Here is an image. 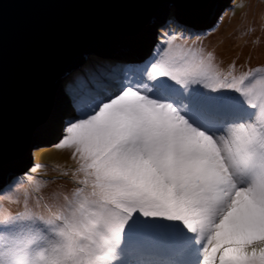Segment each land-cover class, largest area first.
<instances>
[{"label": "snow or ice", "instance_id": "1", "mask_svg": "<svg viewBox=\"0 0 264 264\" xmlns=\"http://www.w3.org/2000/svg\"><path fill=\"white\" fill-rule=\"evenodd\" d=\"M187 32L164 26L150 70L74 91L57 147L79 159L90 191L0 220V264H113L158 235L170 240L163 264H192L193 245L195 264H264V77L206 83L202 54L167 47Z\"/></svg>", "mask_w": 264, "mask_h": 264}, {"label": "water", "instance_id": "2", "mask_svg": "<svg viewBox=\"0 0 264 264\" xmlns=\"http://www.w3.org/2000/svg\"><path fill=\"white\" fill-rule=\"evenodd\" d=\"M222 1L0 0V183L33 165L36 142H58L62 81L89 54L151 51L154 22L209 20Z\"/></svg>", "mask_w": 264, "mask_h": 264}, {"label": "rangeland", "instance_id": "3", "mask_svg": "<svg viewBox=\"0 0 264 264\" xmlns=\"http://www.w3.org/2000/svg\"><path fill=\"white\" fill-rule=\"evenodd\" d=\"M223 1L224 4H220V8L215 17L210 18L208 25L204 27L197 25L196 21H187L176 16L177 20L181 22L180 24L186 26L184 29H190V32L187 33L189 38L186 40L177 39L172 45L167 47L176 51H187L190 47L192 50L190 54L197 59L202 54L205 58V63L209 65V79L206 83H214V70L216 69H222V72L228 73L227 75L230 79L235 78L237 81L242 75L250 72L255 74V79L264 77V0H246L245 8L242 11L225 17L222 24L218 26L215 24L219 23L221 16L225 13L227 14L228 9L232 8L233 0ZM170 13L166 18H168ZM163 23L165 22L162 19L153 25L157 31V34L153 33L155 35L152 36V43L150 42V46L153 48L157 44L156 40L161 32L159 28L163 26ZM164 47L163 45V47L156 50L158 56L163 54ZM153 48L151 51H144L138 57L128 54L129 52L127 53L125 50L126 52L124 54H127V56L123 55L114 59L127 61L138 66L149 57L153 52ZM103 53L101 52L98 56L105 58L111 55V53H108V55ZM81 68L82 66L71 71L62 83L65 85V81L69 79V76L71 79V76L76 75V72ZM129 70L126 74L131 78L135 73L132 72V69ZM87 78L91 79L93 77L88 75ZM252 82L254 83L255 81L253 80ZM245 86L247 87V82ZM68 101L64 100L65 107ZM252 102L260 103L258 95L252 97ZM63 103L61 104L63 105ZM73 112L74 106H71L67 117H64L63 122H61V126L66 120L73 117ZM257 115H260L259 108L256 109L254 116ZM260 119L259 122L255 121L257 126H264V119L261 117ZM57 144L58 142L53 145L52 143L42 141L36 142L31 150L33 165L25 172H17L9 175L7 182L0 186V220L17 214L27 215L33 211L37 215H47L49 208L54 211L64 210L67 208L69 201L75 199V195L79 189L83 188L84 194L90 191V184L86 185L82 183L85 180V176L81 171V162L79 159L73 158L70 149L58 148ZM43 148L47 152H44L39 163L37 159L38 155L36 157V154L40 150L42 151ZM35 165H38V167L34 171H31ZM27 172L31 174L27 175L26 178H22L21 176ZM171 223H176L180 228L183 227L179 225V222ZM184 231L186 232L187 230L185 229ZM188 235L190 237L192 234L189 233ZM138 243L139 251H144L146 248L157 250H167L170 248V240L165 235L144 237ZM122 246L124 247V244ZM138 250L132 249L131 251L120 254L119 259L113 261L114 264H131V259L135 261L134 264H143L142 259L145 256L141 255ZM201 251H198L197 246L193 245L190 251L191 253L188 255H193L192 258H198L200 256L202 262ZM138 254L140 255L136 256ZM169 257L170 255L155 258V260L163 263Z\"/></svg>", "mask_w": 264, "mask_h": 264}, {"label": "trees", "instance_id": "4", "mask_svg": "<svg viewBox=\"0 0 264 264\" xmlns=\"http://www.w3.org/2000/svg\"><path fill=\"white\" fill-rule=\"evenodd\" d=\"M245 3H246V0H233L232 8L228 9V11H227L228 13L227 14L225 13L223 16H221L219 23L218 24L216 23L215 25H218V26L221 25L222 21L225 17H227V16L229 17L236 12L242 11L243 8H245V6H244ZM180 23L181 22H179L177 20L176 14L174 13V10H173V12H171L170 15L168 16V18L166 19L165 23H163V26H160L161 32L164 30L165 25H167L168 27H171L172 29H175L176 31H182V30H184V28L186 26L182 25ZM177 25H179V28L177 27ZM187 30H188V32H190V29H187ZM156 43L157 44L153 48V52L149 55L148 58H146V60L144 62L140 63L138 66L133 65L127 61L115 60V59H112L110 57L103 58V57H100L96 54H93V55L91 54L87 58L85 65L82 66V68L76 72V75L71 76L72 80L70 79V76H69L68 82L65 81V87L64 88H65V91L68 95V100H69L68 102H70L72 104V106H74V108H75V105L73 104V93H74V91L76 89H82V90L87 91V90L93 89L94 87L99 86L98 85L99 80L106 73H109L112 71L128 73L130 71L129 69H132V72L136 73V72L144 69L145 66H149V70H150V63L153 62L156 58H158V55L156 54V50L163 47V45L160 42L159 36L157 37ZM227 74L228 73H224V71L222 72V69H219V70L216 69V70H214V76L215 77L213 78V80L214 81H221L222 79H229L230 80V78ZM88 75L93 77V78H91V79L87 78ZM211 83H213V82H211ZM216 86H217V84L213 83V87H216ZM231 94L235 95L234 93H231ZM260 117H261L260 115L254 116V120L259 122L261 120ZM44 152H47V150L43 148L42 151L40 150V152H38L36 154V157L38 155L37 159L39 160V163H40V159L42 158ZM37 167H38V165H35L31 171H34L35 168H37ZM29 174H31V173L27 172L26 174L22 175L21 177L26 178L27 175H29ZM138 244L134 248L135 250L139 249ZM141 244H143V243H141ZM121 248H124V247L121 245ZM139 252L140 253L143 252L144 254H150V253L159 254L158 250L153 249V248H146L144 251L141 250ZM162 252H164L165 255L166 254L169 255V249L163 250ZM165 255H163V256H165ZM192 263H194V261H192ZM113 264H114V262H113Z\"/></svg>", "mask_w": 264, "mask_h": 264}, {"label": "bare ground", "instance_id": "5", "mask_svg": "<svg viewBox=\"0 0 264 264\" xmlns=\"http://www.w3.org/2000/svg\"><path fill=\"white\" fill-rule=\"evenodd\" d=\"M221 1V0H220ZM224 2V1H223ZM222 2V3H223ZM224 4V3H223ZM222 4V5H223ZM215 17V16H214ZM206 20L207 19H205V20H196V24L197 25H199V26H205V25H208V20H207V22H206ZM156 23V22H155ZM160 29V28H159ZM245 34H247V33H245ZM243 36V35H242ZM259 42V41H258ZM259 44V43H258ZM144 47H146L145 45H143V50H144ZM253 49V48H252ZM146 50V49H145ZM144 50V51H145ZM127 51V53L129 52L128 50H126ZM126 51H124V52H126ZM124 52L123 53H119V52H115V54H117V55H120V56H127V54H124ZM128 54H130V52L128 53ZM141 54V53H140ZM140 54H136V55H132V54H130V55H132V56H134V57H138ZM69 80V79H68ZM64 100L65 99H63V98H61V100H60V102H58V104H59V106H58V110L56 111V112H58L59 114H58V118H59V120H60V125H61V122H63V119H64V117H67V114H68V112L70 111V109H71V106H72V104L70 103V102H66V107H65V104L63 103L64 102ZM61 103H63V105L61 104ZM61 104V105H60ZM60 110V111H59ZM63 110V111H62ZM8 175L6 176V178L3 180V182H1L0 183V186H2V185H4L6 182H7V179H8ZM163 239V238H162ZM161 244V243H160ZM168 247V246H167ZM194 249V248H193ZM146 253V252H145ZM191 253V252H190ZM140 254H142V253H140ZM139 254V255H140ZM195 254V253H194ZM197 254V253H196ZM167 255V254H166ZM200 257V256H199ZM158 258H161V256H159ZM197 258V257H196ZM163 260V259H162ZM158 264H160V263H158Z\"/></svg>", "mask_w": 264, "mask_h": 264}, {"label": "clouds", "instance_id": "6", "mask_svg": "<svg viewBox=\"0 0 264 264\" xmlns=\"http://www.w3.org/2000/svg\"><path fill=\"white\" fill-rule=\"evenodd\" d=\"M64 87H65V85H64ZM66 92V91H65ZM66 97H67V99H68V95H66ZM194 260L196 259V258H193Z\"/></svg>", "mask_w": 264, "mask_h": 264}]
</instances>
